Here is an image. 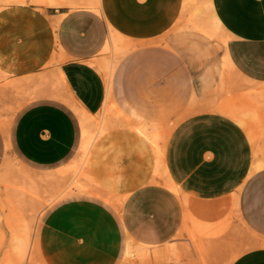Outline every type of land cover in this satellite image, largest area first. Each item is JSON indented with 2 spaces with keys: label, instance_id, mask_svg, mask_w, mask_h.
I'll use <instances>...</instances> for the list:
<instances>
[{
  "label": "crops",
  "instance_id": "0c3cea01",
  "mask_svg": "<svg viewBox=\"0 0 264 264\" xmlns=\"http://www.w3.org/2000/svg\"><path fill=\"white\" fill-rule=\"evenodd\" d=\"M1 108L44 264H264V0L4 4Z\"/></svg>",
  "mask_w": 264,
  "mask_h": 264
},
{
  "label": "rangeland",
  "instance_id": "374dc122",
  "mask_svg": "<svg viewBox=\"0 0 264 264\" xmlns=\"http://www.w3.org/2000/svg\"><path fill=\"white\" fill-rule=\"evenodd\" d=\"M4 4L7 3L0 0V6ZM1 109H4V112L7 114L4 113V115H0V131L6 135L11 122L2 119L10 118L11 115L5 111V108ZM23 173L37 178L41 176L40 171L22 162L11 152L10 147L7 145L0 158V264H44L38 254L37 236L44 215L55 203L57 197L54 193L53 181L42 179L39 181L41 188L47 193L48 191L52 193L50 201L44 202L33 212L27 208L25 209L21 205L17 206L9 198L4 188V183L7 180L21 176ZM23 219H26L28 222L29 248H27L23 257L17 258L13 251V236L19 231ZM239 252H241V250L233 251L232 256ZM230 258L225 261L227 262ZM222 264H224V262Z\"/></svg>",
  "mask_w": 264,
  "mask_h": 264
},
{
  "label": "bare ground",
  "instance_id": "6f19581e",
  "mask_svg": "<svg viewBox=\"0 0 264 264\" xmlns=\"http://www.w3.org/2000/svg\"><path fill=\"white\" fill-rule=\"evenodd\" d=\"M5 3H9V2H24L25 0H3ZM33 2H36V3H50V4H57V3H60V2H66V3H70V4H77V3H83V4H86V5H93V4H95L96 3V0H32ZM112 66V65H111ZM107 70V69H106ZM242 102V101H241ZM242 103H245V104H247L245 101L244 102H242ZM75 104V103H74ZM241 103H239V105H240ZM245 104H243V105H240V106H245ZM239 105L237 106H235V109L238 111V112H240L241 110H240V108H239ZM77 106V105H76ZM74 107V109L76 110V112L78 113V115H79V117H80V119H81V122H82V125H83V129H84V132L85 133H87V123L88 124H90V123H94L95 124V126L93 125L92 127H98V124L100 123V119H101V117L100 118H95L94 116H91V115H89V114H87V112L82 108V107H80V105L79 106H77V107ZM230 106V105H229ZM248 106V105H247ZM257 106V105H256ZM227 107V106H226ZM231 107V106H230ZM233 107V106H232ZM238 109H237V108ZM249 108V107H248ZM248 108H246L248 111H252V112H250L251 113V116L253 115L252 113H256V112H254L253 110H252V108H249V109H251V110H249ZM226 109H228V108H226ZM230 109H232V108H230ZM230 109H228V110H230ZM241 109H244L243 111H245V113L243 112V111H241L242 112V115H244V114H246V115H244L245 117H247V115H249V112L245 109V107L243 108H241ZM257 109V108H256ZM240 110V111H239ZM255 110V109H254ZM234 111V110H233ZM237 111H236V113H237ZM247 112V113H246ZM259 112H261V110L260 111H258V114H261L262 115V113H259ZM264 113V112H263ZM238 114V113H237ZM237 114H235L236 116L235 117H237ZM240 114V113H239ZM109 115V114H108ZM256 115L257 114H255L254 116H252V117H255V121H256V119H257V117L259 116H257L256 117ZM260 115V116H261ZM250 116V117H251ZM112 117V116H111ZM238 117H239V119L240 120H237V121H239L240 123H241V125L242 124H245V122L246 121H244V119L243 118H245V117H240L239 115H238ZM249 117V116H248ZM264 117V116H263ZM114 119V118H113ZM258 119L259 120H261L262 118L261 117H258ZM258 119H257V121H258ZM111 121V120H110ZM263 120H261V122H262ZM261 122L260 121H258V123L257 122H255V124H257L255 127L256 128H258V132L260 133V131H259V129H262V127H261ZM92 123V124H93ZM260 123V124H259ZM101 124V123H100ZM104 124V119H103V122H102V125ZM249 124V123H248ZM263 124V123H262ZM97 125V126H96ZM246 125V124H245ZM105 127V126H104ZM99 128H100V126H99ZM255 128V129H256ZM95 129V128H94ZM249 134H251V133H249ZM256 134H257V129H256ZM255 134V135H256ZM258 136V135H257ZM251 138V137H250ZM84 145L86 146L87 145V142L85 141L84 142ZM259 164V163H258ZM259 166V165H258ZM257 166V167H258ZM165 175V174H164ZM78 177V176H77ZM162 177H163V175H162ZM168 182V181H167ZM166 184V183H165ZM169 184V183H168ZM170 186V185H169ZM172 187V186H171ZM8 190H9V192H10V194H11V196L17 201V202H19V203H22V201H23V196H24V192L25 193H27L29 190H27L26 188H24L21 184H9L7 187H6ZM173 189V188H172ZM177 192V191H176ZM183 199H184V197H182ZM187 200H184V204H185V202H186ZM187 203V202H186ZM30 205V207H31V210H32V212L34 211V210H36V207H34V205L33 204H29ZM185 206H186V204H185ZM240 217V216H239ZM29 223H30V221H29ZM185 225V224H184ZM27 227H28V222H27ZM194 241V240H193ZM200 241V240H199ZM203 242V241H202ZM199 244V243H198ZM201 244V243H200ZM198 250V249H197ZM127 254V253H126ZM128 255V254H127Z\"/></svg>",
  "mask_w": 264,
  "mask_h": 264
}]
</instances>
